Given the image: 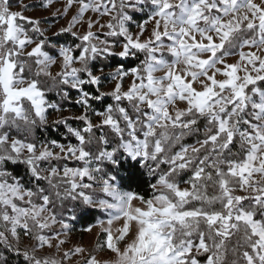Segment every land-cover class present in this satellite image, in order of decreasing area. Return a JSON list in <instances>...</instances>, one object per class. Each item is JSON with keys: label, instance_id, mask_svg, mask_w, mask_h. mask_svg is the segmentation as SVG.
<instances>
[{"label": "snow or ice", "instance_id": "snow-or-ice-1", "mask_svg": "<svg viewBox=\"0 0 264 264\" xmlns=\"http://www.w3.org/2000/svg\"><path fill=\"white\" fill-rule=\"evenodd\" d=\"M12 7L0 0V245L24 264L84 256L38 255L60 251L65 213L84 206L107 214L103 264H264V0H64L60 13L74 11L55 40ZM136 13L147 18L133 31ZM64 101L80 112L53 124L76 143L38 139ZM121 153L157 177L150 198L114 185L104 166ZM81 264L102 261L89 252Z\"/></svg>", "mask_w": 264, "mask_h": 264}, {"label": "trees", "instance_id": "trees-1", "mask_svg": "<svg viewBox=\"0 0 264 264\" xmlns=\"http://www.w3.org/2000/svg\"><path fill=\"white\" fill-rule=\"evenodd\" d=\"M11 4H16L17 0H10ZM146 13H136L135 14V21L134 23H140L144 19H146ZM57 33V32H56ZM53 40L57 39L55 33L50 35ZM61 43H71L72 37L68 36L67 34L61 35L59 37ZM120 58L114 57L109 58L106 62L108 67L104 69L105 76L112 70V67H115L119 64ZM136 61L130 60L129 62H125L126 67L134 66ZM99 65L97 66V74L98 73ZM108 82V80L104 81V86ZM94 91V88L92 89ZM75 92H72L73 100L75 98ZM48 99L52 102L59 103V97L56 95L55 91L48 93ZM111 102L110 98H106L105 103ZM62 106L65 109H68L69 112L73 111H80L79 106L75 105L70 101L62 102ZM102 104L100 102H94V107L98 110L102 108ZM50 111V110H49ZM72 116V115H70ZM68 116V117H70ZM69 124L73 127H78L79 122L75 120L69 119ZM202 126V125H201ZM36 136L40 140H55L58 143L67 144L69 142L76 143L75 138L71 137L68 133L66 128L63 124H53V121H48V124L37 128ZM196 140L195 136L186 137L183 141L185 144H194ZM69 166H77L76 162L74 161H67ZM152 162H149L151 165ZM167 165H161V170L166 169ZM105 171H109V175L114 178V185L117 186L120 190L128 192V193H137L141 196H144L146 199L151 197L152 189L150 185L156 182L155 176H149L148 169L142 166V162L139 160H132L130 157H127L123 153L120 154L119 160L116 161L114 164H106L104 166ZM9 171H13L14 174L21 177L24 182H27V176L25 174V170L22 166H8ZM188 173L182 174L179 178L181 180L187 179ZM81 210L75 214V218L72 220H68V214L65 213V220L70 224V229L73 231H80L88 228L89 226L96 223L101 218L106 217V214L103 210L97 208H84V206H80ZM23 248L24 246L21 245ZM38 255L41 257L48 256L50 254L38 252ZM0 256H3L7 260V264H24L23 257L17 256L14 252L8 251L2 245H0ZM52 256V255H51ZM54 257V256H53ZM56 258V257H55ZM60 260V258H56ZM64 264H68L64 262Z\"/></svg>", "mask_w": 264, "mask_h": 264}, {"label": "rangeland", "instance_id": "rangeland-1", "mask_svg": "<svg viewBox=\"0 0 264 264\" xmlns=\"http://www.w3.org/2000/svg\"><path fill=\"white\" fill-rule=\"evenodd\" d=\"M41 3V0H22V4L24 5H33L29 10H24L22 6L18 3L12 4V10L13 11H23V14L29 18L37 19L42 22V27H47L49 29L48 36L53 35L56 32H59L61 27L67 26V21L70 19V17L73 15V11H69L67 17L63 16L60 13V9L62 8L64 4V0H53L51 5L45 9L42 7H39ZM145 20V19H144ZM141 21L140 23L144 22ZM132 30L136 31L135 23L132 25ZM150 30V25H149ZM235 60V57L229 58L228 62L232 63ZM53 74H55L58 69L53 66L51 69ZM127 78L125 79V87L128 84ZM112 83L108 81L105 86L103 87V91H109L112 88ZM80 111H65L62 114L61 113H55L53 110H50L48 112V121H54L57 119H62L63 117H68L70 115L79 114ZM94 123L96 122V118L93 117ZM183 187V184L181 185ZM117 187V186H116ZM118 188V187H117ZM119 189V188H118ZM120 190V189H119ZM121 192L128 193L125 191L120 190ZM105 213V212H104ZM106 214V213H105ZM101 220H107V214L106 217L101 218L93 225L89 226L88 228L80 231H73L69 228L68 234L66 236H61L60 239H63L65 243L61 245L60 251L57 252L54 248L49 249L45 247L44 249H41L39 252L50 254L56 258L61 259V253L67 252L69 250H74L75 248H83L85 250L84 256H73L70 259L64 260V262L68 264H81L85 256L89 252L93 253V255H96L98 259H100L103 262L108 261L109 259V252L105 248L104 251H100L98 247V241L99 243H104L105 239V233L102 231L103 227H106L105 225L101 226L99 221ZM121 227V222H114L113 229ZM56 231H59V228L57 227L55 229ZM58 241H53V244L57 243ZM31 241H28L26 237H22L21 245L25 246V244H30Z\"/></svg>", "mask_w": 264, "mask_h": 264}]
</instances>
